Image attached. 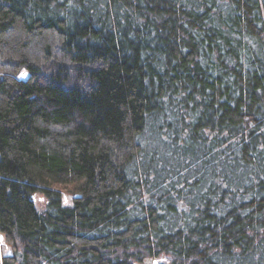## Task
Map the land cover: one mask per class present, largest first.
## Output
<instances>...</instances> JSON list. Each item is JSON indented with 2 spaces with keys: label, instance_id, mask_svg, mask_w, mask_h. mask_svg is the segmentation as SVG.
Here are the masks:
<instances>
[{
  "label": "trees",
  "instance_id": "trees-1",
  "mask_svg": "<svg viewBox=\"0 0 264 264\" xmlns=\"http://www.w3.org/2000/svg\"><path fill=\"white\" fill-rule=\"evenodd\" d=\"M0 236V264H264V0H0Z\"/></svg>",
  "mask_w": 264,
  "mask_h": 264
},
{
  "label": "rangeland",
  "instance_id": "rangeland-1",
  "mask_svg": "<svg viewBox=\"0 0 264 264\" xmlns=\"http://www.w3.org/2000/svg\"><path fill=\"white\" fill-rule=\"evenodd\" d=\"M73 199V196L71 194H64L63 195V203L64 204H69L71 202V200ZM7 246L4 243V241L2 240V237L0 236V257L3 255L4 252L7 251Z\"/></svg>",
  "mask_w": 264,
  "mask_h": 264
},
{
  "label": "water",
  "instance_id": "water-1",
  "mask_svg": "<svg viewBox=\"0 0 264 264\" xmlns=\"http://www.w3.org/2000/svg\"><path fill=\"white\" fill-rule=\"evenodd\" d=\"M75 198H78V195H75L74 196ZM157 262H156V260H153V261H151V260H149L147 263H145V264H156Z\"/></svg>",
  "mask_w": 264,
  "mask_h": 264
}]
</instances>
